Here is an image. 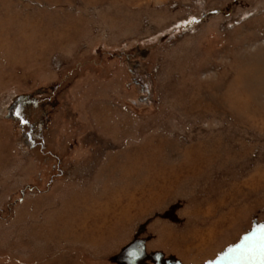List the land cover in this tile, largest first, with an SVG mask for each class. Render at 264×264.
Masks as SVG:
<instances>
[{"label":"rangeland","instance_id":"374dc122","mask_svg":"<svg viewBox=\"0 0 264 264\" xmlns=\"http://www.w3.org/2000/svg\"><path fill=\"white\" fill-rule=\"evenodd\" d=\"M67 93L104 151L9 116ZM262 226L264 0H0V264H244Z\"/></svg>","mask_w":264,"mask_h":264},{"label":"flooded vegetation","instance_id":"af4514ba","mask_svg":"<svg viewBox=\"0 0 264 264\" xmlns=\"http://www.w3.org/2000/svg\"><path fill=\"white\" fill-rule=\"evenodd\" d=\"M134 56V54L132 55H127L125 56V60L128 61H132V57ZM111 57H109L108 60H106L105 62H103L101 65H98L96 67H99V73H106V70L110 67V65H112L114 63L113 59H110ZM134 59V58H133ZM136 61V60H135ZM137 62H134L133 67L134 66H138L136 65ZM103 65V66H102ZM138 68V67H136ZM140 68V66H139ZM111 69V68H110ZM112 68L111 71H114ZM133 69V68H132ZM134 70V69H133ZM132 82L134 83V85H137V90L139 92V97L141 98L140 100H144V98H146V95L143 94V92H145V86L147 84V76L143 75L142 72H140L139 69L135 70V74L134 76L131 77ZM148 85V84H147ZM42 100L45 96H41ZM61 97V96H60ZM67 99L64 98V103L63 105H56V102L52 103L51 100H45L44 101H40V100H33V99H29V100H22L21 98L18 100H15V102H13L12 106L9 108L8 112H9V116L12 117L13 120L15 121H19L21 124V128H24V130L27 129L25 133V136L27 137L26 139L28 141H30V146L33 148H37L39 147H44V145L42 144L41 141L37 142V138L38 136L35 135L36 132V127L38 125H40L41 127V131L43 133V129L45 128L46 123L49 124V115L48 113H44L43 117L37 122L38 125H36L37 123H32L30 121V118H28V115L26 114V110H28L30 112V115L33 114V112L35 113L36 110H38L39 108H43L46 111L48 110V108L53 107L54 110V117H58L59 115H62L63 119L65 120H69L72 125H73V131L75 132L74 135V139H75V146L81 142H84L85 144H92L94 145L93 151L101 150L104 151L107 146L103 143L102 144V140L98 137H96V132L93 129H88V124L81 119L79 113L77 112L78 110V106L80 105V102H76L75 100H72L69 96V93H67L66 95ZM57 99H59V96L57 97ZM46 103V104H43ZM80 108V106H79ZM25 125V126H24ZM147 125V124H146ZM143 126L142 129H146L148 126ZM40 139V137L38 138V140ZM80 140V141H79ZM79 141V142H78ZM50 155H52V153L50 152L49 154H47V156L45 157H49ZM60 155L61 153H59L58 155L55 156V160H57V164L59 166V171L62 170V164L60 163ZM81 162H85V158H83L81 160ZM71 163V162H69ZM68 164V163H67ZM65 166V165H64ZM69 166V165H68ZM71 166V164H70ZM69 170V171H68ZM67 172L69 174L72 173V169H68Z\"/></svg>","mask_w":264,"mask_h":264},{"label":"snow or ice","instance_id":"6c2138e0","mask_svg":"<svg viewBox=\"0 0 264 264\" xmlns=\"http://www.w3.org/2000/svg\"><path fill=\"white\" fill-rule=\"evenodd\" d=\"M249 241H254L253 246L248 247ZM228 252L237 253L236 260H243L244 264H264V226L258 233L253 232L251 235L244 236L242 242L229 248Z\"/></svg>","mask_w":264,"mask_h":264},{"label":"water","instance_id":"95a60500","mask_svg":"<svg viewBox=\"0 0 264 264\" xmlns=\"http://www.w3.org/2000/svg\"><path fill=\"white\" fill-rule=\"evenodd\" d=\"M199 22V20H194V21H192L191 22V24H190V27H192L193 26V24H195V23H198ZM189 27V26H188ZM182 29H185V30H187V27L186 26H184ZM162 40H166V37H163L161 40H160V42L162 41ZM159 42V41H158ZM158 42H156V44H158ZM147 53V52H146ZM134 62H137L136 63V65H138V66H134L133 67V64H134ZM134 62H131L130 63V61H128V62H126L127 63V65L129 66V73L132 75V76H134V74H135V70H137V69H139V66H140V63L138 62V61H134ZM136 67H138V68H136ZM134 70H133V69ZM140 70V69H139ZM131 76V77H132ZM148 78V77H147ZM136 85V84H135ZM136 87H137V85H136ZM145 88V92H143V94H145L146 95V98H144V100H142L143 102H148L149 101V98H150V96H151V94H152V92H151V90H150V88H149V86L146 84V86L144 87ZM174 124H175V126H177L178 127V131L179 132H183V130L186 128V126H192L193 125V122L191 121V120H187V121H181V120H176V121H174ZM112 144V143H111ZM113 145V147L111 148V150H117L118 149V146H116V145H114V144H112Z\"/></svg>","mask_w":264,"mask_h":264},{"label":"crops","instance_id":"0c3cea01","mask_svg":"<svg viewBox=\"0 0 264 264\" xmlns=\"http://www.w3.org/2000/svg\"><path fill=\"white\" fill-rule=\"evenodd\" d=\"M119 72H120V70H119ZM88 97H86V98H84V99H82V100H80V109H82L83 110V107H84V105L88 102ZM86 117H89V116H81V119L82 120H84V119H86ZM90 119V118H89ZM84 121H86L89 125H90V127L95 131V132H98L97 131V129H94L92 126H91V123L86 119V120H84ZM138 132V131H137ZM100 134V133H99ZM101 135V134H100ZM102 136L103 135H101L100 137L102 138ZM104 137V136H103ZM102 139H104L105 140V137L104 138H102ZM107 139V138H106ZM108 140H111V139H108Z\"/></svg>","mask_w":264,"mask_h":264}]
</instances>
